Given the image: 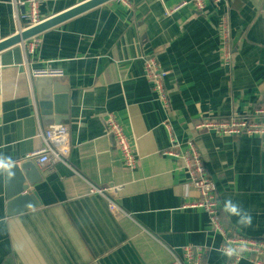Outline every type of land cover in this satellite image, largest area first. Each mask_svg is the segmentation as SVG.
<instances>
[{"label":"crops","instance_id":"0c3cea01","mask_svg":"<svg viewBox=\"0 0 264 264\" xmlns=\"http://www.w3.org/2000/svg\"><path fill=\"white\" fill-rule=\"evenodd\" d=\"M38 1L46 19L85 0ZM181 1L113 0L0 52V156L23 160L38 150L39 125L66 126L71 144V168L33 160L43 175L35 208L7 214L0 172V264H172L170 251L187 246L206 247L203 263L227 264L204 211L185 206L198 193L182 160L161 154L189 143L215 184L222 225L264 239L262 137L194 128L203 119L247 116L263 104L264 0H205L202 11L186 5L164 15ZM13 15V0H0V40L14 33ZM149 58L158 63L167 105L144 75ZM45 67L64 71L65 116L38 112L31 72ZM18 100L30 101L33 112L20 115ZM106 112L114 113L133 145L135 168L124 164L108 135ZM91 185L122 186L114 201L125 215L111 212L102 195L90 193ZM229 198L251 214V226L223 210ZM239 264L253 263L244 258Z\"/></svg>","mask_w":264,"mask_h":264},{"label":"built area","instance_id":"2783aa9c","mask_svg":"<svg viewBox=\"0 0 264 264\" xmlns=\"http://www.w3.org/2000/svg\"><path fill=\"white\" fill-rule=\"evenodd\" d=\"M210 1L218 3L224 2L225 0ZM186 5L192 6L196 11H202L205 8V0H182L179 4L165 10L164 15L169 16ZM13 7L14 32H20L43 20L40 18V2L38 0H13ZM19 7L23 10H19ZM219 32L223 47L222 62L227 65L230 58L229 49L227 48L229 30L224 18L220 24ZM31 73L33 77L60 78L64 75V71L59 67L35 69ZM144 75L156 96L164 105H167V94L162 81V75L158 63L153 58L146 59ZM262 103V105L254 108L247 116L239 118L229 117L219 121L203 119L196 122L194 128L195 130L213 131V133L220 136H240L243 134L256 135L262 137V142L264 143V97ZM30 105L31 102L27 100L16 101V107L20 115H28L33 112L30 109ZM104 125L108 135L114 139L115 146L119 150L124 164L129 168H135L137 166L135 149L129 142L123 130V126L117 120L114 113L106 112L104 116ZM166 129L169 130L168 127H166ZM38 137L42 141V146L38 150L28 153L23 159H32L40 166L47 165L51 161H58L71 168L68 163L71 144L66 126L62 124H50L47 127H42L39 125ZM161 154L178 157L182 160V168L188 174L192 186L198 193L197 199L185 206L197 207L204 211L208 222L220 235V240L216 249L218 253L228 260L227 264H239L244 258L253 264H264L263 238L236 235L222 225L219 219L220 207L216 197L215 184L207 177L204 162L195 145L189 143L184 150L180 151H173L172 148L164 149L161 151ZM120 188H122V186L98 189L91 185L90 193L102 195L108 203L109 210L119 216H123L125 215L124 212L117 207L114 201ZM240 247H243L244 251L238 252V254L232 256L225 254L228 248H235L238 250ZM206 252L207 249L203 246H187L180 249V251H170L173 257L172 264H206L201 260V257L204 256Z\"/></svg>","mask_w":264,"mask_h":264},{"label":"water","instance_id":"95a60500","mask_svg":"<svg viewBox=\"0 0 264 264\" xmlns=\"http://www.w3.org/2000/svg\"><path fill=\"white\" fill-rule=\"evenodd\" d=\"M113 0H85L56 13L40 23L14 32L0 40V52L29 40L61 23ZM260 23L258 18L256 26ZM34 93L38 112L42 117L65 116L68 113V86L58 77H34ZM12 167L5 171L7 214L35 208L39 204L35 186L43 180L32 159L10 158ZM11 172L9 177L8 172Z\"/></svg>","mask_w":264,"mask_h":264},{"label":"clouds","instance_id":"9594fccd","mask_svg":"<svg viewBox=\"0 0 264 264\" xmlns=\"http://www.w3.org/2000/svg\"><path fill=\"white\" fill-rule=\"evenodd\" d=\"M12 167L10 162H6V158L0 156V172L8 171ZM9 177L11 172H8ZM223 210L230 216H236L238 218L237 223L245 227L251 226L252 216L250 213L242 209V207L234 202L232 199H226L223 202ZM244 251L243 247H240L238 250L235 248H228L225 252L226 255L232 256L238 254V252Z\"/></svg>","mask_w":264,"mask_h":264}]
</instances>
